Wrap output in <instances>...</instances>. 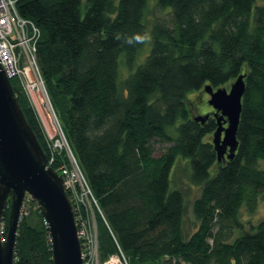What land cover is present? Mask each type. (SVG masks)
<instances>
[{"label":"trees","instance_id":"obj_1","mask_svg":"<svg viewBox=\"0 0 264 264\" xmlns=\"http://www.w3.org/2000/svg\"><path fill=\"white\" fill-rule=\"evenodd\" d=\"M157 6L170 8L169 19L157 18L149 29L146 0L17 3L40 30L36 60L51 107L101 211L95 210L97 258L264 264V169L258 167L264 160V0H157ZM142 47L148 51L131 70ZM119 55L127 67L121 80ZM240 74L238 147L233 158L217 160L216 118L194 120L187 98L198 94L199 100L205 85L225 87ZM10 83L49 158L35 110L17 79ZM67 162L64 150L55 151L50 167L59 172ZM180 162L198 188L188 231L186 196L170 180ZM259 206L256 223L243 218L242 211L255 215ZM23 209L15 264H52L40 209L29 196ZM8 214L9 199L4 234Z\"/></svg>","mask_w":264,"mask_h":264},{"label":"water","instance_id":"obj_2","mask_svg":"<svg viewBox=\"0 0 264 264\" xmlns=\"http://www.w3.org/2000/svg\"><path fill=\"white\" fill-rule=\"evenodd\" d=\"M245 74L229 89L205 85L207 103L213 108L216 129L212 144L217 160L231 159L238 147L236 129L245 90ZM208 114H196L204 122ZM226 124V125H224ZM29 196L40 209L49 233L52 264H83L81 243L70 198L62 176L47 165V157L25 119L10 83L0 68V264H15V237L24 199ZM9 199L5 240L2 214Z\"/></svg>","mask_w":264,"mask_h":264},{"label":"built area","instance_id":"obj_3","mask_svg":"<svg viewBox=\"0 0 264 264\" xmlns=\"http://www.w3.org/2000/svg\"><path fill=\"white\" fill-rule=\"evenodd\" d=\"M18 1L0 0V68L9 79L16 78L20 86L31 94L35 89L41 87L45 90L36 60L40 30L32 20L19 14ZM53 149L54 151L64 150L67 156V164L60 165L58 173L63 178L64 189L72 203L77 223V235L81 242L83 264H88V261L93 259L97 263V232L94 212L97 210L98 213H101L98 203L64 135L55 140ZM53 156L49 157V161L47 160L48 166L53 162ZM1 231L2 241H4L5 234L2 225ZM84 241L85 245H83ZM114 258L127 264L122 255L121 257L114 256Z\"/></svg>","mask_w":264,"mask_h":264},{"label":"rangeland","instance_id":"obj_4","mask_svg":"<svg viewBox=\"0 0 264 264\" xmlns=\"http://www.w3.org/2000/svg\"><path fill=\"white\" fill-rule=\"evenodd\" d=\"M146 1H147V8L144 12L143 23L149 29L155 23V19H157V18L162 19V20L165 19L166 21H167V19H169V14L167 11H169L170 8H164L162 10L157 6V0H146ZM141 49L139 50L140 52L138 53V56H137L140 61L137 62V59H136L135 60L136 62L134 63V66L131 68V70L134 69L139 62L142 61L143 57L145 56L146 49L148 51L147 47H146V49H144V48L142 50ZM123 58L124 57L122 55H119V57H118L119 64H120L119 65V80L123 79L127 75V72H125L123 74V70L125 71V69H127V67L125 66ZM128 72H129V70H128ZM43 86H44L45 90H43V88L41 87L39 89H35L33 91V93H31V94L26 89L22 88L23 89L22 91L26 94L29 103L31 104V106L35 110V113L38 116V118L42 124V127L45 131V134H46L47 143H48V145L46 144V146H47V148H49V151H50L49 157H51L52 155H54L53 153L55 152L53 149V144H54L55 140L58 139V137L59 138L62 137L63 132L61 131V129L58 125V122L55 118V114L53 113L54 111L51 107V103H50L44 82H43ZM225 87L228 90L230 87V83L225 85ZM195 95L196 94H189L188 98H187V103L190 106V108L193 107L192 104L194 106L198 104L197 105V107H198L197 113L204 115L206 113V111L211 109L209 104H207V101H205L207 98H209V95L207 93L202 95L200 97V100H197ZM196 96H198V94ZM178 121H179V119H178ZM157 147L158 148L155 152L156 154H158L159 150H160V147L159 146H157ZM49 159L50 158H47L48 161H49ZM258 167L261 169H264V160L263 159L258 160ZM187 170L188 169H187L185 162H180L178 164V166L173 167L172 175L170 174L171 186L173 187V185H174V186L178 187L179 189H181L183 191V193L186 196L185 203L187 202V211H186V215H185L184 226L187 230L185 229V231L194 229L195 219H194V216H193L192 211H191V202L198 194V188L196 186L192 185L188 180V171ZM172 181H173V183H172ZM185 196H184V198H185ZM26 197H25V199H26ZM23 205H24V202H23ZM23 205H22V210L24 211ZM22 210H21V215L23 212ZM25 213H27V212H25ZM241 213L243 214V218L245 220L249 219L252 223H256L257 220L262 215V208H261V206H259V209L256 212V214L251 215V216L248 215V213H246V211H242ZM85 221H86V219H85ZM94 221L96 222L95 212H94ZM245 228L248 230L249 225L245 226ZM96 232H97V228H96ZM83 245H85V241H84ZM88 262H89L88 264H125V262H123L122 260H118L117 258H114V255L108 257L107 259H105L102 262L98 260V262L96 263L95 259H93L92 261H88Z\"/></svg>","mask_w":264,"mask_h":264},{"label":"flooded vegetation","instance_id":"obj_5","mask_svg":"<svg viewBox=\"0 0 264 264\" xmlns=\"http://www.w3.org/2000/svg\"><path fill=\"white\" fill-rule=\"evenodd\" d=\"M207 92H201L200 94H199V100H200V97L202 96V95H204V94H206ZM208 94V93H207ZM209 95V94H208ZM208 99L209 98H207L205 101H208ZM202 101V100H201ZM193 105V104H192ZM198 105V104H197ZM197 105H193V107L192 108H190V113L191 114H193V115H195L196 113H197V111H198V107H197ZM210 108L211 109H209L208 111H206V113L205 114H208V117H207V119H209V118H213V108L210 106ZM198 114V113H197ZM206 119V120H207ZM225 158H227L226 157V155L222 158V159H225Z\"/></svg>","mask_w":264,"mask_h":264}]
</instances>
